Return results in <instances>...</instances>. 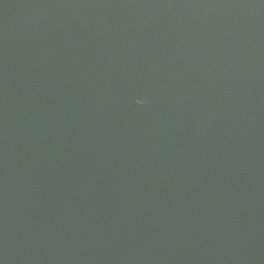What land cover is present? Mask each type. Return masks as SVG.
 <instances>
[{"label": "water", "instance_id": "1", "mask_svg": "<svg viewBox=\"0 0 264 264\" xmlns=\"http://www.w3.org/2000/svg\"><path fill=\"white\" fill-rule=\"evenodd\" d=\"M0 264H264V0H0Z\"/></svg>", "mask_w": 264, "mask_h": 264}]
</instances>
